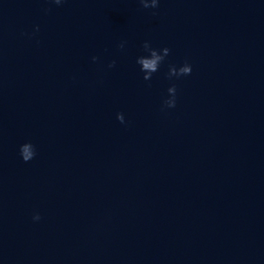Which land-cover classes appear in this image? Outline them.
Masks as SVG:
<instances>
[{"label": "water", "instance_id": "1", "mask_svg": "<svg viewBox=\"0 0 264 264\" xmlns=\"http://www.w3.org/2000/svg\"><path fill=\"white\" fill-rule=\"evenodd\" d=\"M0 264H264V0H0Z\"/></svg>", "mask_w": 264, "mask_h": 264}, {"label": "clouds", "instance_id": "2", "mask_svg": "<svg viewBox=\"0 0 264 264\" xmlns=\"http://www.w3.org/2000/svg\"><path fill=\"white\" fill-rule=\"evenodd\" d=\"M49 3H53L56 6H61L65 0H48ZM139 4L143 9H157L159 7V0H138ZM49 11V9H45V12ZM155 14V13H153ZM36 31L38 32L39 29L37 28ZM126 42H121L119 44V49L121 51L124 50ZM142 50L146 55L138 56L136 59L137 65L140 67V71L144 73L143 80L148 82L152 79L153 75L157 73L160 69V66L164 63L165 59L170 55V49L162 48V49H155L151 46V43L145 41L142 45ZM93 62L97 61V57H93ZM115 61H112L108 67L114 68ZM192 68L186 62L183 66L177 68L174 65H170L167 73V78L169 80L180 79L181 77H186L191 75ZM168 98L163 101L162 111L165 109H173L176 107V95H177V88L175 84L170 86L167 89ZM117 120L121 123H125V119L123 114H117ZM20 157L24 163H28L32 161L36 156L35 146L31 143H25L20 146ZM34 222H38L41 217L39 214H35L32 217Z\"/></svg>", "mask_w": 264, "mask_h": 264}]
</instances>
